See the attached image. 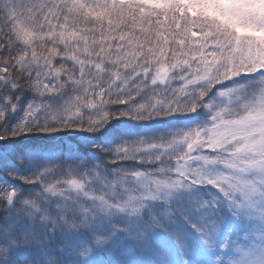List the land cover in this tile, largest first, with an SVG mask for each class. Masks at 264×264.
<instances>
[{"label": "snow or ice", "instance_id": "obj_1", "mask_svg": "<svg viewBox=\"0 0 264 264\" xmlns=\"http://www.w3.org/2000/svg\"><path fill=\"white\" fill-rule=\"evenodd\" d=\"M0 264H264V0H0Z\"/></svg>", "mask_w": 264, "mask_h": 264}]
</instances>
